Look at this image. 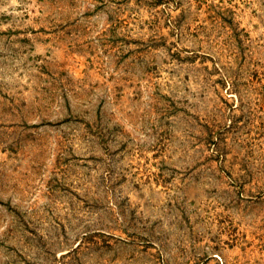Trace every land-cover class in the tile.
Segmentation results:
<instances>
[{
	"label": "rangeland",
	"instance_id": "1",
	"mask_svg": "<svg viewBox=\"0 0 264 264\" xmlns=\"http://www.w3.org/2000/svg\"><path fill=\"white\" fill-rule=\"evenodd\" d=\"M0 264H264V0H0Z\"/></svg>",
	"mask_w": 264,
	"mask_h": 264
}]
</instances>
